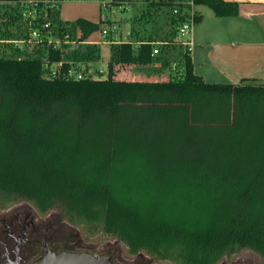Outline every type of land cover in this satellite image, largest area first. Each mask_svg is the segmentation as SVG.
I'll list each match as a JSON object with an SVG mask.
<instances>
[{"label": "trees", "instance_id": "trees-1", "mask_svg": "<svg viewBox=\"0 0 264 264\" xmlns=\"http://www.w3.org/2000/svg\"><path fill=\"white\" fill-rule=\"evenodd\" d=\"M193 2L217 17L240 11L225 0ZM54 18L94 45L106 23ZM153 42L113 46L105 78L69 75L74 61L52 47L46 61L0 58V208L19 200L59 208L89 234L157 261L218 264L245 248L264 259V83L206 82L190 51L178 77L119 79L160 60ZM94 52L76 54L88 61ZM52 64H61L55 77Z\"/></svg>", "mask_w": 264, "mask_h": 264}, {"label": "rangeland", "instance_id": "rangeland-1", "mask_svg": "<svg viewBox=\"0 0 264 264\" xmlns=\"http://www.w3.org/2000/svg\"><path fill=\"white\" fill-rule=\"evenodd\" d=\"M102 1H111V8L104 9L101 7V9L97 3ZM136 2L141 3L142 8L141 10L137 11V15L140 17L139 20L142 22L139 23V25L143 24V26H146L151 30H155L158 24H163L164 27L169 25L173 17L179 18V16L172 15L174 5L162 4L160 3V0H65L58 7L54 14L58 16L60 14L61 17L69 21H73L80 16L91 17V14L98 18V15L100 17L101 13L103 20L106 22L102 26V29L117 27L123 22L127 24L126 31L118 32V34H115V32H109L108 35H103L102 33L100 36L98 35V38L101 42L99 43L100 45L97 43V45H94L93 43L67 45L65 48L67 53L65 60L70 62L74 61V67L71 73L73 77L77 78L79 74H82L83 77L91 75L94 78H105L107 76V54H109L110 44L105 42H114L116 40L121 41L128 38L127 34L128 32H131V25L126 21L132 13V5L136 4ZM153 2L155 4H152ZM175 2V6L179 7L181 13L183 12L184 14H189L190 7L188 3L190 0H176ZM20 12V7L15 3L0 4V58L39 57L46 61V45H27L25 43L16 44V42H13L26 39L27 37V29L20 16ZM178 29L179 25L174 26V33L176 34L177 32V36L179 37ZM115 37L116 39H113ZM95 48L100 50H95ZM90 50H94V53L97 54V56L95 55L91 58L92 60L87 61L83 57H79V54H76L77 52H84V54H87L90 52ZM100 54L103 56V59L100 57ZM100 58L101 60L99 61ZM181 67L182 65L176 61L172 65L166 63V65L160 68V71H158L156 67L141 69L140 74L144 76L143 78L146 81L166 80L181 75ZM56 68L57 66H54V69ZM124 70L120 73L119 79H124V77H127V72ZM91 71L96 72L91 74ZM136 71H138V69ZM20 207H23L26 210H29L31 207V212L36 211L38 212L39 216L43 218H45V214H47L38 210L33 203L27 200H19L18 202H15L6 208H0V217H4L7 215V213ZM48 212V214L60 216L61 221L67 224L66 227L62 226L59 228V231L62 232L63 236H70L72 234L77 235V240L79 239L80 241L76 246V249L79 252H89L99 256L107 255L110 256L116 264H174L171 261L154 260L152 256L144 252L139 254H131L127 246L120 240L102 232L89 234L83 226H76L69 223L67 220H64L60 214L59 208H53ZM218 264H264V259L254 250L245 248L223 257V259Z\"/></svg>", "mask_w": 264, "mask_h": 264}, {"label": "crops", "instance_id": "crops-1", "mask_svg": "<svg viewBox=\"0 0 264 264\" xmlns=\"http://www.w3.org/2000/svg\"><path fill=\"white\" fill-rule=\"evenodd\" d=\"M225 1L239 4L240 11L237 16L217 17L208 7L195 6L194 8L201 17L200 21L195 25L194 46L190 52L195 73L202 76L209 83L239 84L244 79L256 83H264V0ZM97 4H99L100 8L102 7L101 2ZM132 6V13L126 21L131 25V32L127 34L128 38L121 41L105 42L110 44L107 63L113 56L112 47L117 46L122 41H133L138 45L143 40H153L155 50H158V53L153 56L160 57V60L146 68L131 67L125 69L127 77H124V79L144 80V76L140 74L141 69L156 67L160 71V68L166 63L172 65L176 61L182 65V55L187 50L181 44L180 36L178 37L174 33V26L171 23L165 27L163 24H158L155 30H151L143 26V24L139 25L142 22L139 20L140 17H138L137 11L142 9L141 3L136 2ZM188 15V13H181L180 19L183 18V21L179 23V26L188 19ZM59 18L63 21H69L61 17L60 14ZM79 18H84L94 23L103 19L101 13L98 18L92 14L91 17L80 16L77 19ZM121 26L122 31H126L127 24L123 22ZM113 39H116V37ZM79 44L91 43L82 42ZM97 49L95 48V50ZM95 55L97 56L96 53ZM100 57L103 59L101 54ZM55 65L60 68L59 64ZM137 69L138 71H136ZM94 72L96 71H91V74H94Z\"/></svg>", "mask_w": 264, "mask_h": 264}, {"label": "flooded vegetation", "instance_id": "flooded-vegetation-1", "mask_svg": "<svg viewBox=\"0 0 264 264\" xmlns=\"http://www.w3.org/2000/svg\"><path fill=\"white\" fill-rule=\"evenodd\" d=\"M30 210L20 207L0 217V264H33L48 250L79 252L77 235L59 231L67 226L60 216L47 211L43 218Z\"/></svg>", "mask_w": 264, "mask_h": 264}, {"label": "built area", "instance_id": "built-area-1", "mask_svg": "<svg viewBox=\"0 0 264 264\" xmlns=\"http://www.w3.org/2000/svg\"><path fill=\"white\" fill-rule=\"evenodd\" d=\"M65 0H20L16 2L20 9V16L24 21L27 29L26 39L20 41H13L16 44H27V45H46L47 49L52 47L54 50H65L67 45H74L82 43L80 41L81 35H77L75 39L72 38L70 32L63 33L61 26L55 21L54 12L57 11L58 7ZM189 15L188 19L179 26L178 32L180 36L181 44L186 48L187 51L191 52L194 46V31H195V5L193 0L188 3ZM101 6L104 9L111 8L110 2H101ZM119 8V7H118ZM121 8V7H120ZM173 16H180L181 10L175 6L172 10ZM122 31V26L112 27L110 29H103L102 34L108 35L109 32ZM90 43V42H89ZM22 48V47H21ZM158 50L153 51V55L157 54ZM48 66V64H47ZM55 64L51 65V74L49 77H55L58 74V69H54ZM61 66V64H59ZM102 72V71H101ZM100 72V73H101ZM72 71L69 72L71 75ZM83 78L82 74H79L77 79Z\"/></svg>", "mask_w": 264, "mask_h": 264}, {"label": "water", "instance_id": "water-1", "mask_svg": "<svg viewBox=\"0 0 264 264\" xmlns=\"http://www.w3.org/2000/svg\"><path fill=\"white\" fill-rule=\"evenodd\" d=\"M33 264H116L109 256H99L89 252L51 251Z\"/></svg>", "mask_w": 264, "mask_h": 264}]
</instances>
